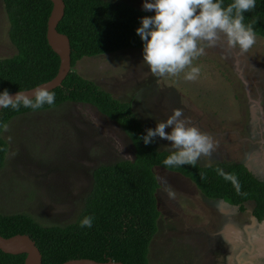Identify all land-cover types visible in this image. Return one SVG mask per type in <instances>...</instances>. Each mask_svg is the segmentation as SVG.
I'll return each mask as SVG.
<instances>
[{
  "label": "rangeland",
  "instance_id": "374dc122",
  "mask_svg": "<svg viewBox=\"0 0 264 264\" xmlns=\"http://www.w3.org/2000/svg\"><path fill=\"white\" fill-rule=\"evenodd\" d=\"M104 1L140 10L144 3ZM8 31L0 0V59L16 55ZM193 66L200 68L194 81L186 80L183 72L159 77L143 61V50H127L85 58L72 71L114 99L131 103L145 130L180 109L181 118L209 134L216 145L211 156L198 160L200 166L241 163L256 174L252 161L261 159L262 164L264 160V39L257 37L246 53L238 45L229 48L226 43L205 48ZM0 137L9 149L0 170V213L27 214L45 227L72 224L90 191L93 171L101 165L131 161L134 156L131 142L119 126L94 108L73 103L16 117ZM155 145L161 151H174L170 142L160 138ZM153 172L160 186V218L149 247V263L225 264L224 250L230 247L224 244L216 255L205 240L220 227L211 200L176 173L158 167ZM252 207V203L247 206L249 212ZM258 228L255 225L250 231L258 233Z\"/></svg>",
  "mask_w": 264,
  "mask_h": 264
},
{
  "label": "trees",
  "instance_id": "16d2710c",
  "mask_svg": "<svg viewBox=\"0 0 264 264\" xmlns=\"http://www.w3.org/2000/svg\"><path fill=\"white\" fill-rule=\"evenodd\" d=\"M64 16L57 31L65 35L71 48V72L55 94L53 105L0 112V135L13 119L33 112L58 108L66 103L90 106L119 126L129 138L134 156L131 161L101 165L92 173L89 193L76 220L67 226H42L27 214L2 215L0 236L26 235L35 243L42 264H62L70 260H111L122 264H150L149 247L158 231L160 218L157 193L160 188L153 169L158 167L190 180L199 192L211 200H223L244 212V204L253 202V217L264 220V182L243 164L218 163L212 166L183 165L168 168L163 161L173 151H161L155 143L146 146L140 137L144 125L129 102H121L94 82L72 71L85 58L111 55L127 50H143L136 34L140 20L154 15L126 3L104 0H62ZM9 22L8 38L16 50L10 59H0V92L33 89L52 80L59 69V58L46 40L47 21L52 10L48 0H2ZM233 0H223L226 7ZM245 25L252 24L258 38L264 39V0L244 13ZM8 144L0 137V170L8 154ZM235 174L241 184L238 195L230 181L217 169ZM92 217V227H81ZM25 255L12 256L0 251V264H24Z\"/></svg>",
  "mask_w": 264,
  "mask_h": 264
},
{
  "label": "clouds",
  "instance_id": "9594fccd",
  "mask_svg": "<svg viewBox=\"0 0 264 264\" xmlns=\"http://www.w3.org/2000/svg\"><path fill=\"white\" fill-rule=\"evenodd\" d=\"M142 7L145 12L155 13L142 17L136 29L143 42V61L155 76H177L183 72L186 80L194 81L200 68L193 66V60L203 55L205 48L226 43L229 48L238 45L239 51L246 53L257 42L252 24L244 23V13L256 7V0H233L226 7L223 0H144ZM54 102L55 94L43 87L34 90L32 97L20 91L15 96L7 89L0 92V108L18 110L22 104L39 109ZM182 116L183 112L177 109L155 128H147L146 135L140 137L146 146L155 143L157 138L170 142L174 151L163 161L168 168L195 166L202 156H211L216 148L209 134L189 126ZM217 173L232 183L238 195H247L241 192L235 174L219 168ZM169 195L174 194L169 192ZM92 219L85 217L81 227L91 228Z\"/></svg>",
  "mask_w": 264,
  "mask_h": 264
},
{
  "label": "water",
  "instance_id": "95a60500",
  "mask_svg": "<svg viewBox=\"0 0 264 264\" xmlns=\"http://www.w3.org/2000/svg\"><path fill=\"white\" fill-rule=\"evenodd\" d=\"M52 3V10L50 16L47 21V31H46V40L50 49L58 56L59 58V69L57 75L50 81L40 84L39 86L26 90L20 91L26 93L29 97L33 96L34 90L38 88H47L48 91H53L59 88L62 82L66 79V77L71 72V48L69 39L60 34L57 31V26L62 20L64 16V9L65 5L62 0H48ZM17 92L10 93L11 95L15 96ZM3 108H0V112ZM221 205L229 206L225 201L218 200ZM225 214V213H224ZM254 221V226H258L254 217H252ZM261 226L264 225L260 224ZM244 229V234L248 235V238H251V229L252 226L249 228ZM246 232V233H245ZM259 232L255 235V244L256 249H254V253L251 255H246V259L243 260L244 254L240 256V260L238 259V263L236 264H264V243H260ZM250 242V241H249ZM256 250V252H255ZM0 251L7 255L18 256V255H25L24 264H42V256L35 246V243L30 239V237L26 235H15L10 238H3L0 236ZM242 259V260H241ZM239 261L241 263H239ZM62 264H122L120 262H114L111 260H107L106 262H96L89 259H79V260H70L64 262Z\"/></svg>",
  "mask_w": 264,
  "mask_h": 264
},
{
  "label": "crops",
  "instance_id": "0c3cea01",
  "mask_svg": "<svg viewBox=\"0 0 264 264\" xmlns=\"http://www.w3.org/2000/svg\"><path fill=\"white\" fill-rule=\"evenodd\" d=\"M261 175L264 176V160L262 163ZM213 203L214 206H218L217 216L219 214L220 227L216 232L211 234L208 233L207 235L209 236L205 237V240L208 242L209 247L215 249L216 255H218V251H220L224 244L228 245L230 247L229 250H224V254L226 255L225 264H236L238 263V259L240 260V256L242 255L239 250H237V246L240 242H245V235L243 231L244 229L247 230L246 228H249V219L252 222L250 223L252 225V228L254 226V221L252 217H250L253 208L249 212L247 206L250 203H246L244 204L245 212L240 213L238 208L236 207L221 205L219 201ZM258 230L260 234L259 242L264 243V225L261 226L259 224ZM203 235H206L205 232H203Z\"/></svg>",
  "mask_w": 264,
  "mask_h": 264
},
{
  "label": "flooded vegetation",
  "instance_id": "af4514ba",
  "mask_svg": "<svg viewBox=\"0 0 264 264\" xmlns=\"http://www.w3.org/2000/svg\"><path fill=\"white\" fill-rule=\"evenodd\" d=\"M262 80H263V82H264V78H262ZM247 95H248V99L250 100V98H249V92L247 91ZM251 97V96H250ZM264 112V111H263ZM263 122H264V120H263ZM249 157H251L252 158V156L250 155ZM261 162H262V160L261 159H258V160H253L252 161V163H254V165L256 166L255 167V171H256V174L257 175H259L260 177H258L256 174H254L259 180H261L262 182H264V176L263 175H261V172H262V164H261ZM218 164V163H217ZM239 164V163H238ZM241 164V163H240ZM214 165H216V164H214ZM243 165H245V164H243ZM210 166H212V165H210ZM259 167V168H258ZM252 173V172H251ZM253 174V173H252ZM179 175V174H178ZM181 176V175H180ZM190 181V180H189ZM191 182V181H190ZM196 187V186H195ZM203 196V195H202ZM206 198V197H205ZM206 200H211V199H207L206 198ZM216 201H218V200H211V202L213 203V202H216ZM247 203H252V205H253V210H254V207H255V205H254V203L253 202H247ZM246 204V203H245ZM213 206H214V203L212 204ZM214 210L216 211V213L218 212V206L217 205H215L214 207ZM245 208V207H244ZM253 210H252V212H253ZM240 212V211H239ZM244 212H245V210H244ZM252 212H251V216L250 217H253V215H252ZM240 213H243V212H240ZM249 222L250 223H252L251 222V220L249 219ZM256 222H257V224L259 225V224H263L264 223V220L262 221V222H258L257 220H256ZM244 232V231H243ZM246 233V232H245ZM245 235V242H240L239 244H241V247H240V250H239V252L241 253V254H244V255H251V254H253L254 253V250H253V247H254V249H256L257 247H256V244H255V235H257V231L256 232H254V233H252L251 234V238L249 239L248 238V235L247 234H244ZM250 242H249V241ZM243 245V246H242ZM239 246V245H238ZM255 252H256V250H255Z\"/></svg>",
  "mask_w": 264,
  "mask_h": 264
}]
</instances>
